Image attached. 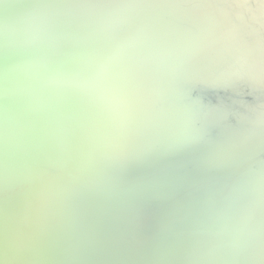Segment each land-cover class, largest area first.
Wrapping results in <instances>:
<instances>
[{"label":"water","instance_id":"1","mask_svg":"<svg viewBox=\"0 0 264 264\" xmlns=\"http://www.w3.org/2000/svg\"><path fill=\"white\" fill-rule=\"evenodd\" d=\"M0 264H264V0H0Z\"/></svg>","mask_w":264,"mask_h":264}]
</instances>
